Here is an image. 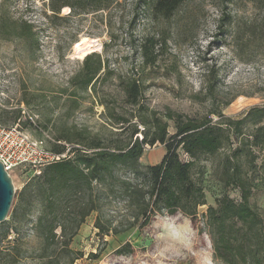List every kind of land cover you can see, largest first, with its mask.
<instances>
[{
	"label": "rangeland",
	"instance_id": "1",
	"mask_svg": "<svg viewBox=\"0 0 264 264\" xmlns=\"http://www.w3.org/2000/svg\"><path fill=\"white\" fill-rule=\"evenodd\" d=\"M46 1L0 0L4 26L0 27V124L16 127L29 140L42 142L46 150L58 133L70 139L111 135L103 107L91 96H79L81 105L76 111H71L68 102L69 79L83 60L73 47L84 38L94 39L99 49L92 53L100 54L115 72L101 83L99 93L115 99L122 109L119 77L130 76L141 81L144 103L159 112L169 108L217 121L218 111L238 119L248 108L264 106V0H184L166 20L153 14L156 0H117L106 10L79 16L62 8L63 18L52 21L44 16L50 14L43 7ZM18 20L33 24L36 48L11 33V21ZM150 38L156 41V56L153 64H146L141 46ZM40 93L47 96V131L37 128L42 121L38 109L24 104ZM226 102L230 104L224 106ZM20 110L27 111L37 124L29 125L23 115L15 118ZM252 129L248 125L244 133ZM169 132H173L171 127ZM178 152L181 160H187ZM164 154V145L146 146L139 162L155 165ZM219 159L217 155L199 164L205 167L206 205L199 208L195 224L179 215L156 216L142 232L133 229L103 237L93 226L97 213L92 212L70 243L74 253L70 255L45 248L42 227L36 224L41 204L32 197L36 173L29 167L16 168L9 173L13 201L6 220L0 223V264H218L208 236L199 233L198 227L207 206L225 192L211 174ZM248 177L253 183L250 203L264 216V153ZM227 193L239 200L236 190ZM116 213L112 204L105 205V219ZM125 243L130 248L125 246L123 254H117ZM91 254L97 258H90Z\"/></svg>",
	"mask_w": 264,
	"mask_h": 264
},
{
	"label": "trees",
	"instance_id": "2",
	"mask_svg": "<svg viewBox=\"0 0 264 264\" xmlns=\"http://www.w3.org/2000/svg\"><path fill=\"white\" fill-rule=\"evenodd\" d=\"M46 2L43 7L50 14L45 12L44 16L52 21L63 18L62 8H69V14L79 16L106 10L117 0ZM183 2L156 0L152 12L166 20ZM11 22L9 29L14 37L30 41L33 48L38 46L32 23ZM0 27L4 28L2 20ZM155 45V39L150 38L141 46L146 64L155 61ZM114 75L100 54L90 53L69 79L67 96L71 111L79 109V96L89 95L103 107L104 118L112 131L107 139L82 135L70 139L59 133L52 137L55 142L48 151L65 157L36 173V187L32 192V197L41 204L36 224L42 227L45 248H51L53 253L58 248L59 254H74L69 245L92 212L97 213L93 226L103 237L133 229L142 232L156 216L179 215L195 224L199 208L206 205L205 167L199 164L220 155L211 174L225 192L214 200V205L207 206L198 232L208 236L213 259L218 264H264V216L250 203L253 183L248 177L264 153V106H252L238 119L218 111L217 121L208 116L189 117L169 108L159 112L144 103L141 81L130 76L119 77L125 105L122 109L115 99L99 93L101 83ZM35 96L24 104L38 109L37 115L42 121L37 128L47 131L50 122L45 114L47 96L43 93ZM53 103L57 108V102L53 100ZM229 104L226 102L224 106ZM22 115L20 110L14 117ZM25 120L32 126L27 117ZM248 125L253 129L246 134L244 128ZM155 144L164 145L163 158L155 165H141L139 160L145 147ZM178 150L187 160H181ZM118 170L124 171L123 176L116 174ZM232 190L239 193L238 201L229 197L227 191ZM107 204L113 205L117 216L105 219ZM125 246L130 248L125 243L116 250L117 254H123ZM90 258L95 259L97 255L91 254Z\"/></svg>",
	"mask_w": 264,
	"mask_h": 264
},
{
	"label": "built area",
	"instance_id": "3",
	"mask_svg": "<svg viewBox=\"0 0 264 264\" xmlns=\"http://www.w3.org/2000/svg\"><path fill=\"white\" fill-rule=\"evenodd\" d=\"M22 112L35 124L33 117L27 111L22 110ZM182 155L187 159L186 155ZM64 157L65 154L57 155L49 152L40 141L29 140L16 127H4L0 124V163L8 174L24 166L38 174L45 165Z\"/></svg>",
	"mask_w": 264,
	"mask_h": 264
},
{
	"label": "water",
	"instance_id": "4",
	"mask_svg": "<svg viewBox=\"0 0 264 264\" xmlns=\"http://www.w3.org/2000/svg\"><path fill=\"white\" fill-rule=\"evenodd\" d=\"M14 188L11 177L0 163V223L5 221L13 201Z\"/></svg>",
	"mask_w": 264,
	"mask_h": 264
},
{
	"label": "bare ground",
	"instance_id": "5",
	"mask_svg": "<svg viewBox=\"0 0 264 264\" xmlns=\"http://www.w3.org/2000/svg\"><path fill=\"white\" fill-rule=\"evenodd\" d=\"M99 49L98 44L93 40L81 39L79 42L74 43V54L79 58L83 59L90 53L97 51Z\"/></svg>",
	"mask_w": 264,
	"mask_h": 264
}]
</instances>
